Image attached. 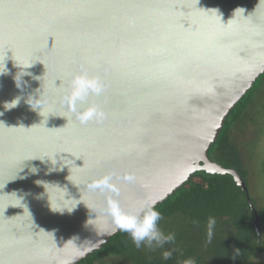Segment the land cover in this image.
<instances>
[{
    "label": "water",
    "instance_id": "1",
    "mask_svg": "<svg viewBox=\"0 0 264 264\" xmlns=\"http://www.w3.org/2000/svg\"><path fill=\"white\" fill-rule=\"evenodd\" d=\"M81 65L108 85L101 124L63 102ZM0 71V264H77L100 249L118 231L89 184L109 171L136 177L120 183L125 207L157 205L198 170L248 193L209 151L264 73V0H0Z\"/></svg>",
    "mask_w": 264,
    "mask_h": 264
},
{
    "label": "trees",
    "instance_id": "2",
    "mask_svg": "<svg viewBox=\"0 0 264 264\" xmlns=\"http://www.w3.org/2000/svg\"><path fill=\"white\" fill-rule=\"evenodd\" d=\"M263 98L264 73L229 112L209 151L212 160L239 172L248 193L230 173L198 170L182 187L155 205L163 217L161 229L175 234L173 243L155 250L136 248L127 233L118 231L77 264H117L118 260L123 264H184L188 260L195 264H255L256 254L264 253V199L255 193L259 191L257 171L253 170L261 164L264 172V158L257 152L255 159L256 140L250 144L245 136L249 125H261L263 117L259 112L264 105L259 100ZM252 159L256 160L255 165H251ZM261 182L264 191V181ZM250 201L259 213L260 236ZM210 217L216 223L209 241ZM172 249L175 250L171 258L163 259V252Z\"/></svg>",
    "mask_w": 264,
    "mask_h": 264
},
{
    "label": "clouds",
    "instance_id": "3",
    "mask_svg": "<svg viewBox=\"0 0 264 264\" xmlns=\"http://www.w3.org/2000/svg\"><path fill=\"white\" fill-rule=\"evenodd\" d=\"M242 9H237L240 11ZM217 11V10H216ZM235 12V13H236ZM6 71H0V74ZM27 73L21 71L17 86H21V78ZM18 76V75H17ZM40 79V77H36ZM108 87L104 77L99 73L93 74L84 65L80 66V70L70 75L67 80L66 90L63 97V102L67 104L68 110L73 113L74 118L79 124L87 125L90 122L101 124L107 119V113L103 108V103L107 102V98L103 94ZM103 97V100L101 98ZM37 101L35 104L30 103L33 109L40 108L42 116L45 104L42 101V95L39 99L32 98ZM29 102V101H28ZM19 103V98L7 103L5 107L11 109ZM3 113H0L2 115ZM44 118V117H43ZM67 118V117H66ZM68 120V118H67ZM44 160V159H43ZM42 160V161H43ZM53 165L55 163L49 159ZM34 169V171H33ZM31 171L37 172L36 168ZM69 178V177H68ZM136 177L133 174H120L117 171H109L99 178L90 182L89 187L92 190L98 191L101 194H107L105 197V206L103 213L106 217L111 218L113 230L127 233L136 248L147 247L149 250L164 248L166 244H171L175 241L174 233H165L160 227V221L163 219L160 211L155 206V201L145 197L134 201L129 206L125 207L120 200V183H134ZM37 183H43L37 181ZM45 185V184H44ZM67 209L69 212L74 210ZM53 211H61L53 209ZM65 210V209H64ZM62 210V211H64ZM61 211V212H62ZM215 219L210 217L208 221V238L212 237V229L215 226ZM172 250L163 252V259L168 260L172 256ZM239 253V249L236 250ZM184 264H195L194 260L185 261Z\"/></svg>",
    "mask_w": 264,
    "mask_h": 264
},
{
    "label": "rangeland",
    "instance_id": "4",
    "mask_svg": "<svg viewBox=\"0 0 264 264\" xmlns=\"http://www.w3.org/2000/svg\"><path fill=\"white\" fill-rule=\"evenodd\" d=\"M261 96V93H259L258 97ZM261 102L262 105H264V98L259 100ZM260 116L263 117V119H261V125H259V128H257L256 126H254V124H251L248 126L247 128V132H246V139L249 141V143H253L252 141L255 139L256 141V157L255 159H258V155L257 152H259V157H261V159L264 158V106L262 107V110H260L259 112ZM250 149V145L247 148V150ZM251 160V165L252 164H256V160ZM261 164H259V167H257V169H254L253 171H257V178H256V189L259 192H255L257 194H261L260 196L262 197V199H264V191H261L262 189V182L264 181V172L261 170ZM257 256V257H256ZM256 256L254 257L255 260V264H264V253H260V254H256ZM117 264H123L122 261L118 260ZM129 264V263H128Z\"/></svg>",
    "mask_w": 264,
    "mask_h": 264
}]
</instances>
